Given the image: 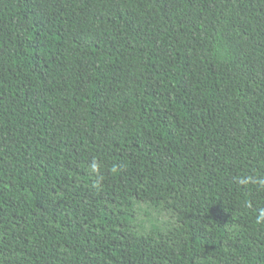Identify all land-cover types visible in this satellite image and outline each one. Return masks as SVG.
Here are the masks:
<instances>
[{
  "label": "trees",
  "instance_id": "16d2710c",
  "mask_svg": "<svg viewBox=\"0 0 264 264\" xmlns=\"http://www.w3.org/2000/svg\"><path fill=\"white\" fill-rule=\"evenodd\" d=\"M260 181L264 0H0V264H264Z\"/></svg>",
  "mask_w": 264,
  "mask_h": 264
},
{
  "label": "clouds",
  "instance_id": "9594fccd",
  "mask_svg": "<svg viewBox=\"0 0 264 264\" xmlns=\"http://www.w3.org/2000/svg\"><path fill=\"white\" fill-rule=\"evenodd\" d=\"M240 182L241 183H245L246 181L241 180ZM260 183H261L262 186H264V181H260ZM259 219L260 220H264V210L261 211Z\"/></svg>",
  "mask_w": 264,
  "mask_h": 264
}]
</instances>
